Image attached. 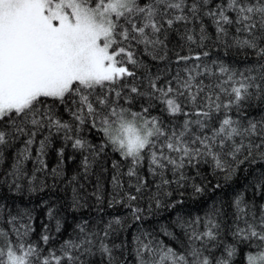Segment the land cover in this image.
<instances>
[{"label": "snow or ice", "instance_id": "1", "mask_svg": "<svg viewBox=\"0 0 264 264\" xmlns=\"http://www.w3.org/2000/svg\"><path fill=\"white\" fill-rule=\"evenodd\" d=\"M109 151L120 161L107 207L134 221L182 204L173 185L203 194L204 167L223 177L214 190L242 168L246 180L131 241L126 219L101 215L61 240L57 201L42 199L33 238L32 196L66 182L68 208L83 209L80 178ZM90 195L104 203L99 186ZM0 264H264V0H0Z\"/></svg>", "mask_w": 264, "mask_h": 264}, {"label": "trees", "instance_id": "2", "mask_svg": "<svg viewBox=\"0 0 264 264\" xmlns=\"http://www.w3.org/2000/svg\"><path fill=\"white\" fill-rule=\"evenodd\" d=\"M177 41L174 38L173 43ZM226 59L231 60L232 57H227ZM93 143L98 141V137L92 136ZM60 147V141L57 140L53 145V150L49 151L47 156V163L49 168L55 167L57 164L55 148ZM70 153L71 150L69 149ZM80 156L77 154L74 160L66 162L64 168L65 178H71L73 175L78 174V164ZM113 161H120V156L118 153L109 151L103 161L99 162L93 170V173L87 178H80V182L83 183L84 187L81 189V194L86 197L87 203L85 207L79 211H73L68 208V203L71 200V188L65 183H57L58 191L56 190H46L43 193H38L32 196L31 207L35 208V226L37 228L36 234L33 238H38L40 223L47 222L45 219V207L41 204V200H52L57 201V207L60 210L63 221L65 222V231L61 235L60 239H64L72 231V226H74L81 218L96 219L98 215L103 216L105 219L119 216L126 219V230L122 234L121 238H127L131 241L138 231L154 229L158 230L161 224L171 225L172 221L175 220L177 215H182L184 217L203 215L214 203L227 202L232 198L235 191L240 190L246 180V171L244 168L240 170L237 176L234 178L232 183L224 185L223 189L214 190L213 186L219 181L223 183V177L214 175L210 168L204 167L202 169V175L197 178V182H203L205 186V191L203 194H195L192 187L189 185L183 189H176L175 185L172 186V195L168 199L175 203L176 201H182L183 203L178 205L176 208L171 207H161L160 209L153 208L150 212L146 210L145 217L142 221L132 220L128 209L123 206H116L113 208L107 207V200L111 198L113 188L111 184V177L114 174V169H112L111 164ZM11 153L7 154V158L4 162V168H8L11 165ZM31 163H29V168ZM247 167V166H245ZM252 168H258V165L253 164ZM127 164L121 161V170L126 171ZM142 174L148 176L147 169L142 170ZM127 182V177H122ZM151 181V177H148ZM49 185L52 184V180L49 178ZM99 186V191L104 197V203L102 205H97L95 197L90 195L92 192L97 190ZM11 203V201H8ZM17 203H21L17 201ZM24 204L28 203V199L25 198L22 202ZM141 206L147 208V201H141ZM98 208L100 212L98 213ZM178 231V230H177ZM166 243L171 244L175 247L172 241L168 240L167 237L161 236ZM59 243V241H57ZM131 261V257H129Z\"/></svg>", "mask_w": 264, "mask_h": 264}]
</instances>
